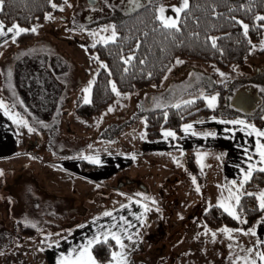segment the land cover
<instances>
[{
    "label": "rangeland",
    "instance_id": "rangeland-1",
    "mask_svg": "<svg viewBox=\"0 0 264 264\" xmlns=\"http://www.w3.org/2000/svg\"><path fill=\"white\" fill-rule=\"evenodd\" d=\"M92 1L93 4L88 0H67V3L62 0L57 6L58 11L48 15L49 19L29 28H36L35 33L30 31L29 37L17 36L15 42L12 35H8L0 42V64L14 65L19 71V84L25 92L23 101L30 108V113H26L18 99L12 103L17 116L10 119L19 136L18 149L15 155L0 160V173H3L0 175V264H48L44 248L60 240L68 228L79 224L82 219H91L122 206L130 194L142 196L137 189L140 185L133 177L138 171L142 173V155L137 151L145 133L144 115L201 97V94L203 97L215 95L216 107L222 83L225 84L222 112L240 116L260 113L264 117V92L261 91L264 89V50L259 53L264 33L241 65L228 69L215 65L195 66L179 80V76L168 72L167 79L158 87L132 88L120 96L115 94L113 102L99 115H77L74 104L76 101L88 104L84 102V89L95 80L103 64L94 59L96 54L93 51L90 52L92 44L104 43L100 37L111 35L109 26L125 20L144 6L155 7L157 15L160 7H164L166 16L175 17L171 7L179 5V0H138L141 7H135L131 0ZM102 28L109 30L101 32ZM184 64L174 63L171 68ZM251 64H255L254 70ZM1 67L0 85L4 86L8 82L5 80L1 84ZM219 73H224V77ZM87 95L90 101V93ZM202 105L207 107L205 99ZM109 108L113 110L109 112ZM238 115L221 117L236 119ZM20 120L28 127L20 124ZM28 128L33 131L29 132ZM22 130L23 142L35 134L39 137L36 156L30 152L25 154L23 147L20 150ZM124 149H128L134 158L130 171L124 170L111 177L108 184L80 179L75 172L63 169L66 166L64 157L106 156ZM214 167L213 160L210 166L194 167L186 163L183 167L185 174H194L197 185L204 180L203 175L210 177L212 196L208 198L207 207L217 203L222 196H228V188H220L217 182ZM151 169L168 172L170 168L151 165ZM123 177L125 180L121 181ZM127 177L131 179L130 185H126ZM180 195L178 204L173 203L169 208L171 215L180 214L178 219L196 202L194 190L188 182L182 181ZM152 200L151 207L157 211L161 201L158 198ZM208 200H203L201 206L204 207ZM205 229L209 231L208 227ZM195 231L191 230V235ZM216 233L214 241L211 232L209 242L205 231L201 239L193 237L189 241L185 238L176 246V254L171 246L161 253L151 254L148 249L154 246H142L141 230L136 242L133 238L128 239L123 243V249L117 246L116 252H124L125 264H244L243 258L249 255L242 250L246 248L242 245L241 249L225 234ZM233 233V238H237L241 232ZM222 235L231 243V248L222 241ZM218 243L222 246H217Z\"/></svg>",
    "mask_w": 264,
    "mask_h": 264
},
{
    "label": "crops",
    "instance_id": "crops-1",
    "mask_svg": "<svg viewBox=\"0 0 264 264\" xmlns=\"http://www.w3.org/2000/svg\"><path fill=\"white\" fill-rule=\"evenodd\" d=\"M5 26V27H10ZM11 35V34H8ZM5 35V36H8ZM0 37L1 40L5 37ZM2 65L1 67V84L6 80L8 82L5 85H0V100L4 103V107L0 108V160L11 157L17 153V147L19 143V136L15 130V126L12 125L11 117H16L15 107L12 103L15 98L20 101V107L26 112L30 113V108L23 101L25 97L24 89L19 84L20 76L19 71L15 69L14 65ZM253 66L255 64H251ZM181 67L184 70H180ZM192 71L191 68H186L185 65L173 67L170 74H176L179 80L184 74ZM174 81V80H173ZM6 87V88H4ZM2 98V99H1ZM229 117H235L238 114H227ZM239 117L227 119L221 116H212L206 119L195 120L189 123H185L180 126L176 133L173 129L165 128L160 131V135L154 139H148L145 133L140 140L139 151L137 154L142 155V173L137 172L134 175L135 181L140 185L137 187L142 192V196L130 194V198L126 203L127 207H118L113 210H107L112 213V216L105 217L99 215L91 219H82L79 224L68 228L63 233L62 238L57 242L44 248V256L48 264H56L57 260L61 256H66L72 248L80 247L82 244L87 243L89 239H93L95 236H101L105 231L117 233L122 243L128 240V236H131L136 242L137 237L142 230V246H154L152 249H148L149 253L154 252L161 253L168 246L172 247V252L176 254L177 248L180 243L186 238L191 241V238H202V233L205 231V225L200 218V214L208 208L210 201L209 197L212 196L210 192V177L203 175L204 180H200L201 184L193 183L195 176L192 173L185 174L183 167L186 163L194 167L215 165V173L217 182L223 187H231V181L239 182L243 178V172L248 170V165H256V168L264 167V164H260V157L257 154V140L259 139L264 144V138L257 137L254 133L247 135L246 133L250 129H246L243 125H233L228 123H221L220 121H232L243 120L245 124L251 125L256 130L264 131V117L262 118L260 113L258 115H244ZM254 117H260V125H255L250 120ZM203 121V123H199ZM192 124V129L188 133H185L182 129L185 125ZM164 131H171L175 133V138H165L162 133ZM204 133H213L214 135L205 136ZM21 148L25 149V154L31 152L27 150L24 140V132L21 131ZM40 142V139H39ZM131 143L132 141L129 140ZM122 144V142H120ZM131 148V147H130ZM247 149V152H245ZM128 149L123 151H114L106 156L89 157L88 159L75 157H64L66 166L63 169L75 172L80 179H86L91 182L109 183L111 177L119 174L122 171H130V167L134 162V158L127 152ZM251 156V159L248 157ZM46 160L48 156L46 155ZM219 157V159H218ZM62 160V161H63ZM85 160L90 164L91 168H85L83 170L80 167V162ZM98 160L99 163L93 161ZM151 165H160L169 167V171H157L151 169ZM203 173L205 170H202ZM258 170H254L253 173ZM202 173V174H203ZM142 176V180L140 179ZM138 177V178H136ZM157 178V179H155ZM200 178V175H199ZM125 178H121V181ZM129 180V181H128ZM154 180V182H153ZM126 185L131 184L130 177H127ZM142 181V184L140 183ZM182 181L188 182L192 190H194V196L196 202L191 209L184 215V219H178L180 214H173L169 209L171 204H178L180 198ZM195 184L197 186H195ZM199 188V193L196 191ZM120 190V188H117ZM234 191V189H233ZM156 195V196H155ZM158 198L161 201V205L157 211L151 207L152 199ZM203 200L205 202L204 207L201 206ZM211 204V205H216ZM210 205V206H211ZM147 209V211L145 210ZM106 212V211H105ZM194 216L196 218H194ZM121 217L128 221L132 227H128L121 221ZM140 217V219H137ZM264 214L251 226L247 228H240L248 234L239 233L237 238H233V244H236L242 249V245L245 248H253V255L249 256V260L255 259L254 253L256 251L261 252V245L257 247V242L264 240ZM95 221V223H93ZM143 221V223H141ZM115 224L117 227L112 228ZM204 228V229H203ZM168 229L171 232H168ZM196 230L192 233L191 230ZM222 229V228H221ZM255 229L256 236L250 234V230ZM232 230V229H231ZM220 232L218 230L205 231L207 242H209L211 232ZM210 232V233H209ZM235 236V233H232ZM237 236V235H236ZM224 235H222V241L228 243ZM114 241V240H113ZM161 241V242H160ZM204 243L205 240L203 239ZM115 242V241H114ZM143 242L147 243L144 244ZM217 246L221 247L222 243H218ZM190 252H192L191 246H187ZM176 250H175V249ZM221 249V248H220ZM242 251V250H241ZM211 262V261H210ZM99 264V263H97ZM257 264L260 262L257 260Z\"/></svg>",
    "mask_w": 264,
    "mask_h": 264
},
{
    "label": "trees",
    "instance_id": "trees-1",
    "mask_svg": "<svg viewBox=\"0 0 264 264\" xmlns=\"http://www.w3.org/2000/svg\"><path fill=\"white\" fill-rule=\"evenodd\" d=\"M53 2L58 6L62 0ZM190 5V11L186 16L181 13L182 31L174 33L173 37H167L165 30L160 27V22L155 19L157 11L153 6H144L125 20L116 23L115 42L99 43L96 47L89 48L90 52L96 54V61H102L107 67L100 68L97 72L89 103L76 101L74 112L87 117L105 111L115 98V93L111 89L112 84L116 85L120 93L132 88L160 86L168 73L167 67H172L177 59L185 62L186 68H191L192 71L195 66L215 65L220 69H228L244 63L250 55L252 46L264 33V22L255 20L257 15H264V0H190ZM57 11V8L51 7L48 0H5L4 9L0 12V22L5 26L17 24L21 28L29 29ZM235 20L249 26L247 36ZM30 33L28 31L21 36L29 37ZM208 37L217 39L216 49L211 47ZM261 52L263 51L260 50L259 53ZM129 55L134 59L130 64H126L123 61ZM140 60L145 62L140 64ZM180 70L184 69L181 67ZM224 85L220 84L221 94L215 108L203 106V99L197 97L191 99L194 103L190 106H184L183 102H180V108H162L144 115L146 138H157L160 131L165 128L173 129L177 133L180 126L185 123L206 119L209 116H224L221 111L225 99ZM165 112L168 113L167 119L164 117ZM250 120L257 126L261 123L260 117ZM30 153L36 156L37 152L34 149V152ZM80 167L85 170L92 166L82 160ZM263 188L264 173L255 171L243 191L258 194ZM237 214L240 221L234 220L216 205H211L200 214V218L211 230L247 228L264 212L259 209L254 196L243 195ZM116 249L115 242L109 240L107 244L103 242L94 244L92 253L97 263L104 264L110 261L111 253ZM260 249L264 252V246Z\"/></svg>",
    "mask_w": 264,
    "mask_h": 264
},
{
    "label": "snow or ice",
    "instance_id": "snow-or-ice-1",
    "mask_svg": "<svg viewBox=\"0 0 264 264\" xmlns=\"http://www.w3.org/2000/svg\"><path fill=\"white\" fill-rule=\"evenodd\" d=\"M131 2L134 4L135 7H141V5L138 3V0H131ZM48 3L51 5V7L53 9L57 8V4L54 3L53 0H48ZM65 3H67V0H65ZM4 5H5V0H0V12L3 11ZM69 6H71V5H69ZM190 7H191L190 0H179V6H172L171 7V11L173 13H175V17L166 16L164 7H160L159 14L155 17V19L160 22V27H162L165 30V34L167 37H173L174 33H180L182 31V22L183 21L181 18V13H184L186 16L188 14V12L190 11ZM60 10H63V9H60ZM213 11H215V9H213ZM49 18L50 17H48V16L45 17V19H49ZM255 20L264 22V15H257L255 17ZM235 23L240 25V27L243 29L244 35L247 36L249 26L247 24H243L240 20H235ZM109 27H111V29H112L111 35L100 37V41H102L104 43L115 42V40L117 38V33L115 31V27L114 26H109ZM108 30H109V28L100 29L101 32H107ZM154 30H156V29H154ZM28 31L35 33L36 28L25 29V28L19 27L17 24H12L10 27H5V25L2 22H0V37L11 34L13 42H15V39L17 36H20L22 33H26ZM90 34L96 35V33H90ZM145 35H147V33H145ZM208 40L211 43V47L213 49H216L217 48V39L212 38V37H208ZM92 47L93 48L96 47V44L93 43ZM261 50H264V42H262ZM94 59H97V58H94ZM133 59H134V57L132 55H129L124 59L123 62L126 64H130ZM144 62H145L144 60L139 61L140 64H143ZM182 63H183V61L179 60V59H177L175 61L176 65H180ZM100 67L106 68L107 66L101 64ZM127 70L128 69L126 68L125 71H127ZM166 70H167V72L170 73L172 71V68L167 67ZM149 75H151V73H149ZM219 75L221 77H224V73H219ZM164 79H167V76H165ZM93 82L94 81H90L89 87L84 89V92L86 93V95L84 97L85 103H89V97L87 94L90 93L91 84ZM111 89H112L113 93H115L117 96H120V92L117 91L115 84L111 85ZM261 91L264 92V89H261ZM201 98L205 99V102H206V105L208 108H214L215 107V101H216L215 95H212L209 97H203V94H201ZM193 103H194L193 100H183L184 106H190ZM157 106L160 107V105H157ZM169 106L175 107V108H180L181 104L175 103V104H172ZM3 107H4V104L2 101H0V108H3ZM112 110H113L112 108L108 109L109 112H111ZM167 116H168V113L165 112L164 113L165 119H167ZM18 122L20 124H22L24 127H28V125L25 121L20 120ZM220 122L233 124V125H243L244 128L250 129V131H248L246 133L247 135H252L254 133L257 137L264 138V131L256 130L251 125L245 124L243 120L220 121ZM199 123H203V121H200ZM190 129H192V124L185 125L182 130L185 133H188ZM28 131L32 132L33 129L28 128ZM162 135L165 138H167V137L175 138V133L171 132V131H164L162 133ZM204 135L208 136V135H214V134L213 133H204ZM256 144H257V154L260 157L259 163L264 164V144H262L259 139L257 140ZM245 152H247V149H245ZM85 159H88V158L85 157ZM218 159H219V157H218ZM248 159H251V156H249ZM93 162L99 163L98 160L93 161ZM254 170H258L259 172L264 173V167H259L257 169L256 165L249 164L248 170L243 172V174H242L243 175L242 180H240L239 182L231 181L230 182L231 187H229L227 189L228 196L226 198H224L222 196V198L220 200H218V202L216 204L217 208L223 209V211L225 213H227L229 216H231L234 220L240 221V216L237 214V210L241 204V196H243V195H247L249 197L254 196V198L259 202V209L262 212H264V191H260L259 194H254L251 192L243 191L245 184L248 183L250 181V179L252 178V174H253ZM2 174L3 173H0V175H2ZM193 183H195V180H193ZM233 189H234V191H233ZM196 191L199 193L200 189L196 188ZM122 207H127V206L122 205ZM145 210L147 211V209H145ZM103 215L105 217H110V216H112V213L109 211H106V212H104ZM182 218L183 217H181V219ZM120 219L129 228L132 227V225L129 224L128 221L124 220L123 217H121ZM137 219H140V217H137ZM262 219H264V218H262ZM93 223H95V221H93ZM141 223H143V221H141ZM245 223H246V221H245ZM111 227L115 228V227H117V225L113 224ZM205 231H207V229H205ZM219 231L221 233L225 234L230 241L233 239L232 233L234 231L235 232H241L242 234H248L247 232H244L242 229L231 230L228 228H222V229H219ZM250 234L252 236H256L257 233H256L255 229H251ZM211 235H212L213 240L215 241L217 233L212 232ZM128 239L131 240L132 237L128 236ZM109 240H114L115 244L117 246H119L121 249H123L125 247L121 241L120 236L117 233L105 231L102 233V237L101 236H95L93 239H89L87 241V243L82 244L80 247L72 248L71 251L68 252V254L66 256H61L57 260L56 264H97V260L93 256V253H92L93 245L94 244H100L101 242L107 244L109 242ZM261 245H264V240H260L257 242V247H259ZM57 246H58V242H57ZM231 247H232V245L229 244V248H231ZM242 250L246 251L249 255H253V248H246V249H242ZM254 256H255V259H252V260H249L248 256H245L243 258L244 264H257V260L260 262V264H264V252L256 251L254 253ZM125 260H126V257L124 255L123 251H120V252L113 251L111 253V258H110L109 264H125Z\"/></svg>",
    "mask_w": 264,
    "mask_h": 264
},
{
    "label": "flooded vegetation",
    "instance_id": "flooded-vegetation-1",
    "mask_svg": "<svg viewBox=\"0 0 264 264\" xmlns=\"http://www.w3.org/2000/svg\"><path fill=\"white\" fill-rule=\"evenodd\" d=\"M179 6V5H177ZM36 137V138H35ZM26 143L25 146L27 148V150H31L32 152H34L35 147H37L39 145V137L35 134L33 138H28L25 139Z\"/></svg>",
    "mask_w": 264,
    "mask_h": 264
},
{
    "label": "water",
    "instance_id": "water-1",
    "mask_svg": "<svg viewBox=\"0 0 264 264\" xmlns=\"http://www.w3.org/2000/svg\"><path fill=\"white\" fill-rule=\"evenodd\" d=\"M88 1H89V3H91V4H93V3H94L92 0H88Z\"/></svg>",
    "mask_w": 264,
    "mask_h": 264
}]
</instances>
